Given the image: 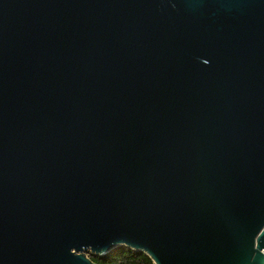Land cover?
Instances as JSON below:
<instances>
[{
    "label": "water",
    "instance_id": "obj_1",
    "mask_svg": "<svg viewBox=\"0 0 264 264\" xmlns=\"http://www.w3.org/2000/svg\"><path fill=\"white\" fill-rule=\"evenodd\" d=\"M264 264V0H0V264Z\"/></svg>",
    "mask_w": 264,
    "mask_h": 264
},
{
    "label": "trees",
    "instance_id": "obj_2",
    "mask_svg": "<svg viewBox=\"0 0 264 264\" xmlns=\"http://www.w3.org/2000/svg\"><path fill=\"white\" fill-rule=\"evenodd\" d=\"M96 264H153L147 254L119 244L102 254L87 253Z\"/></svg>",
    "mask_w": 264,
    "mask_h": 264
}]
</instances>
